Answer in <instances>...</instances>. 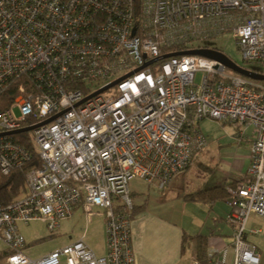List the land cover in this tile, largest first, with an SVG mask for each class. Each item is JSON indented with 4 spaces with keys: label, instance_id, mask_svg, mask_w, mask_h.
<instances>
[{
    "label": "built area",
    "instance_id": "1",
    "mask_svg": "<svg viewBox=\"0 0 264 264\" xmlns=\"http://www.w3.org/2000/svg\"><path fill=\"white\" fill-rule=\"evenodd\" d=\"M225 34L264 75V0H0V95L19 82L0 135L56 117L30 132L40 166L25 193L0 204L6 264H135L131 182L168 188L206 151L207 120L234 126L237 145L251 141L250 167L227 187L231 247L192 264H260L246 232L252 216L264 219V82L200 56L143 68L212 50L195 43ZM13 137L0 136L2 176L33 157ZM78 209L87 224L105 218L104 256L86 233L39 259L24 254L21 225L40 221L55 235Z\"/></svg>",
    "mask_w": 264,
    "mask_h": 264
},
{
    "label": "crops",
    "instance_id": "2",
    "mask_svg": "<svg viewBox=\"0 0 264 264\" xmlns=\"http://www.w3.org/2000/svg\"><path fill=\"white\" fill-rule=\"evenodd\" d=\"M236 130L235 128V132ZM233 136L230 135L226 143L220 142L217 149L219 160L211 169L208 181L198 184L191 182L187 186L184 183L179 188L178 182L174 183L173 180L168 188L160 191L142 181L134 180L146 187L143 190L131 189L134 202L131 243L135 264H192L199 250V241L204 246L205 254L213 247L218 249L231 247L236 227L228 220L231 213L228 197L212 202L197 201L193 197L217 187H224L227 190V187L247 176L251 141L245 140L241 145H237ZM211 158L212 152L206 150L197 156L194 162H201L208 170L211 162L207 161ZM202 161L207 164H203ZM191 167L178 176H186ZM163 192H167L168 196L165 201L158 195ZM78 211L84 216L83 211L78 209L73 217ZM90 223L86 222V226ZM105 240L106 236L102 253L94 251L97 256L106 254ZM246 240L254 245L256 252L261 256L260 264H264L263 218L252 216L249 219ZM75 241L77 240L70 238L66 246ZM28 246L26 242L24 254L30 259H38L28 254ZM55 250L58 249H53L45 255ZM9 253L8 246L0 238V264H6Z\"/></svg>",
    "mask_w": 264,
    "mask_h": 264
},
{
    "label": "rangeland",
    "instance_id": "3",
    "mask_svg": "<svg viewBox=\"0 0 264 264\" xmlns=\"http://www.w3.org/2000/svg\"><path fill=\"white\" fill-rule=\"evenodd\" d=\"M196 46L206 47L227 56L232 62L239 67L251 71H259L257 64L244 63L236 42L230 34H225L219 38H212L207 40H200L195 43ZM201 74H197V82L201 79ZM202 130L208 139V147L206 150L212 152V158L207 162H211L209 169L206 170L201 162H194L189 173L186 176H176L174 183L178 182L179 188L185 183L187 186L190 183H201L208 181L211 169L216 166L219 160L217 149L219 144L228 142L230 135L235 134V127L228 124H221L217 121L208 120L202 123ZM229 135V136H228ZM206 162V161H205ZM203 164L204 163L202 161ZM131 189L143 190L146 189L144 185H139L137 181L131 182ZM178 188V187H177ZM178 190V189H177ZM163 201L168 199L167 192L159 193ZM95 212L102 213V210H95ZM22 234L29 246L28 254L34 258L43 257L47 252L53 249H60L66 246L70 238L75 240L80 239L86 233V242L98 254L102 253L104 248V231H105V218L102 216H95L92 218L90 225L86 226V218L80 211L76 213L73 219L63 222L59 233L51 235L47 226L40 221L33 222L29 226L21 227Z\"/></svg>",
    "mask_w": 264,
    "mask_h": 264
},
{
    "label": "trees",
    "instance_id": "4",
    "mask_svg": "<svg viewBox=\"0 0 264 264\" xmlns=\"http://www.w3.org/2000/svg\"><path fill=\"white\" fill-rule=\"evenodd\" d=\"M18 84L13 83L9 86L1 95H0V112L8 109L15 98L18 95ZM30 125V121L24 123L23 128ZM30 133H23L19 135H15L13 139L24 145L27 149H29L33 153L32 160L25 164L22 168L16 169L11 172L9 176L0 175V204L6 205L25 193L26 190V177L29 172L39 168L40 161L38 156L34 153V148L30 142ZM227 190L224 187H217L213 190L203 191L193 198L197 201H207L212 202L219 199L227 198ZM186 237V236H185ZM204 246H202V242L199 241V250L196 254V259L203 262L207 258V254H205ZM207 253V252H206Z\"/></svg>",
    "mask_w": 264,
    "mask_h": 264
},
{
    "label": "water",
    "instance_id": "5",
    "mask_svg": "<svg viewBox=\"0 0 264 264\" xmlns=\"http://www.w3.org/2000/svg\"><path fill=\"white\" fill-rule=\"evenodd\" d=\"M181 56H200V57L208 58V59L214 60L217 63L222 64L224 67H226L227 69L231 70L232 72H234L240 76H243L247 79H250V80L256 81V82H264V75H261L255 71H251V70H247V69H244L242 67H239L234 62H232L227 56H225L224 54L217 52L215 50H208V49L192 50V51L177 52V53H170L167 55H163V56L157 58L156 60H154L153 62L147 64L143 68L148 67V66H150L156 62L164 61V60H167L170 58L181 57ZM114 85H115V83L104 88V89H102V90H100V91H98L94 95L85 99L82 103H84V102L92 99L93 97L103 93L104 91L108 90L109 88L113 87ZM55 118H52V119H50L44 123H41L37 126L23 128V129H20L17 131L1 134L0 136H4V135L15 136V135L23 134V133H30V132L34 131L35 129H37L41 126L49 124L50 122L54 121Z\"/></svg>",
    "mask_w": 264,
    "mask_h": 264
}]
</instances>
